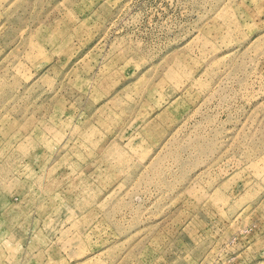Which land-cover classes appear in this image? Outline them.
<instances>
[{
    "label": "rangeland",
    "instance_id": "obj_1",
    "mask_svg": "<svg viewBox=\"0 0 264 264\" xmlns=\"http://www.w3.org/2000/svg\"><path fill=\"white\" fill-rule=\"evenodd\" d=\"M0 264H264V0H0Z\"/></svg>",
    "mask_w": 264,
    "mask_h": 264
}]
</instances>
